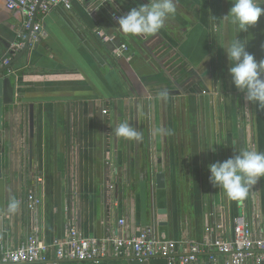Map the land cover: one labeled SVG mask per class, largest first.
<instances>
[{
	"label": "crops",
	"instance_id": "obj_1",
	"mask_svg": "<svg viewBox=\"0 0 264 264\" xmlns=\"http://www.w3.org/2000/svg\"><path fill=\"white\" fill-rule=\"evenodd\" d=\"M148 2L75 1L71 10L48 13L41 37L15 51L25 15L0 0V60L10 59L0 78L14 87L13 103L1 112L0 257L29 235L52 244L72 226L80 237H103L119 229L121 219L127 234L150 228L153 236L176 242L178 253L188 243L231 236L238 216L264 236V178L245 199L232 201L209 183L208 171L240 150L264 152V110L232 85L223 50L237 36L257 61L264 59V16L238 34L222 19L232 0H175L176 14L158 33L118 29L112 15ZM258 3L264 7V0ZM124 122L141 132L140 142L115 136ZM159 173L164 188H157ZM29 194L40 201L33 211ZM13 196L19 207L9 213ZM211 256L205 247L197 264H209Z\"/></svg>",
	"mask_w": 264,
	"mask_h": 264
},
{
	"label": "built area",
	"instance_id": "obj_2",
	"mask_svg": "<svg viewBox=\"0 0 264 264\" xmlns=\"http://www.w3.org/2000/svg\"><path fill=\"white\" fill-rule=\"evenodd\" d=\"M85 0H5L8 10H19L25 15L20 42L15 51H21L26 41H37L42 34L41 23L45 16L57 8L71 10L73 2ZM111 0H94L101 6ZM117 15H112L116 21ZM26 33V34H25ZM122 49H125L122 46ZM9 57L0 60V70L9 68ZM12 73V71H10ZM27 208L30 211L40 204L33 194L27 195ZM125 221H118L120 227L103 237L83 238L77 235L72 226L66 229L67 237L52 244H45L35 235L27 236L15 249L1 250V264H58L61 261L99 263L110 259L130 258L147 262L153 258L164 259L167 264H197L198 256L209 248L214 256L209 264H263L264 236L254 234L251 226L242 216L234 219L231 236H218L201 246L188 243L185 252L178 253V244L172 240H160L153 236L150 228L136 233L124 231ZM123 228V229H122ZM221 226L217 229L221 231ZM208 231V230H207Z\"/></svg>",
	"mask_w": 264,
	"mask_h": 264
},
{
	"label": "clouds",
	"instance_id": "obj_3",
	"mask_svg": "<svg viewBox=\"0 0 264 264\" xmlns=\"http://www.w3.org/2000/svg\"><path fill=\"white\" fill-rule=\"evenodd\" d=\"M231 3L232 7L222 19L234 25L238 34L248 32L264 16V7L260 6L258 0H232ZM176 11L175 0H151L150 3L132 8L125 16L117 17L116 21L118 29L124 34L151 36L158 33ZM246 48L247 44L237 36L229 46L223 48L229 62L231 83L244 94L247 103L264 110V59L257 61ZM114 134L117 138L129 141L142 140L141 132L127 122L119 124ZM208 150L215 149L212 146ZM208 171L209 183L214 188L223 191L229 200L241 201L264 178V152L254 148L240 150L233 157L208 165ZM18 207L19 201L14 196L11 197L8 212L14 213Z\"/></svg>",
	"mask_w": 264,
	"mask_h": 264
},
{
	"label": "water",
	"instance_id": "obj_4",
	"mask_svg": "<svg viewBox=\"0 0 264 264\" xmlns=\"http://www.w3.org/2000/svg\"><path fill=\"white\" fill-rule=\"evenodd\" d=\"M13 101H14V87L12 86L10 79L0 78V125H1L2 106L12 104ZM28 124H29V137L30 139H32L33 132H34V117H33L32 106H30L29 108ZM31 145H32V142H31ZM163 179H164L163 174L159 173L156 175L157 188H164ZM160 240L165 241V239H162V238H160Z\"/></svg>",
	"mask_w": 264,
	"mask_h": 264
},
{
	"label": "rangeland",
	"instance_id": "obj_5",
	"mask_svg": "<svg viewBox=\"0 0 264 264\" xmlns=\"http://www.w3.org/2000/svg\"><path fill=\"white\" fill-rule=\"evenodd\" d=\"M186 75L188 76V73H186ZM171 78L174 79V75H172ZM188 79H189V77H188Z\"/></svg>",
	"mask_w": 264,
	"mask_h": 264
},
{
	"label": "trees",
	"instance_id": "obj_6",
	"mask_svg": "<svg viewBox=\"0 0 264 264\" xmlns=\"http://www.w3.org/2000/svg\"><path fill=\"white\" fill-rule=\"evenodd\" d=\"M87 1H89V0H85V2H87Z\"/></svg>",
	"mask_w": 264,
	"mask_h": 264
}]
</instances>
